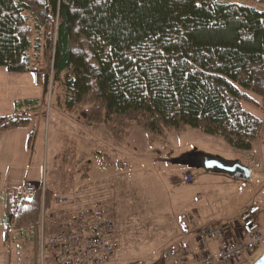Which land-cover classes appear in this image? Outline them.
<instances>
[{"label": "trees", "instance_id": "1", "mask_svg": "<svg viewBox=\"0 0 264 264\" xmlns=\"http://www.w3.org/2000/svg\"><path fill=\"white\" fill-rule=\"evenodd\" d=\"M43 63L63 89L64 109L106 125L118 141L132 121L154 137L196 128L242 152L262 134L263 121L243 103L249 93L264 99V12L245 4L0 0V67L36 73ZM39 108L38 100L17 102L15 114L0 117V133L29 128ZM19 193L0 188V226L5 241L13 229L30 241L32 264H41L54 192L39 183L33 198Z\"/></svg>", "mask_w": 264, "mask_h": 264}, {"label": "rangeland", "instance_id": "2", "mask_svg": "<svg viewBox=\"0 0 264 264\" xmlns=\"http://www.w3.org/2000/svg\"><path fill=\"white\" fill-rule=\"evenodd\" d=\"M226 1L264 12V4L255 0ZM41 70L36 73L42 99L30 127L13 130L10 135L0 133L3 195L9 189L19 191L28 179L39 181L47 191L78 199L79 207L103 202V192H120L115 196L121 203L119 210L114 205L107 207L116 223L117 243L109 264H170L173 261L169 262L166 251L182 238L174 224L194 233L208 226L212 219L239 222L243 212L252 206L262 209L259 218L264 232V125L259 140L248 152L236 151L224 139L192 127L171 131L164 137L149 136L136 121L129 123L126 139L118 141L106 125L87 124L79 114L67 112L62 87L53 81V74L44 63ZM249 94L252 100L243 103L245 110L264 123V99ZM31 133L34 139L28 147ZM195 154L238 162L251 170V177L236 179L180 164ZM185 174L192 175L194 181L187 183ZM141 188L149 191L138 194ZM4 207L3 203L1 215L5 213ZM110 209L117 211L113 215ZM68 212L72 210L53 206L44 214L42 240L53 233L56 222L68 218ZM147 213L152 214V221L142 222L139 216ZM13 230L7 242L6 228L0 227V264H32L35 246ZM170 239L176 240L169 242ZM147 248H154L153 254L144 253ZM263 253L264 249L249 264H254Z\"/></svg>", "mask_w": 264, "mask_h": 264}, {"label": "built area", "instance_id": "3", "mask_svg": "<svg viewBox=\"0 0 264 264\" xmlns=\"http://www.w3.org/2000/svg\"><path fill=\"white\" fill-rule=\"evenodd\" d=\"M186 182L194 177L186 175ZM38 185L26 181L19 193V200L33 198ZM44 194L47 192L43 186ZM76 200V201H75ZM53 206L72 212L57 224L53 233L42 240L41 264H109L117 250L115 220L98 202L79 207L78 199L53 194ZM261 207L246 209L239 222L219 223L214 220L197 234V245L202 254L192 264H249L264 249V233L259 216ZM44 228V216L42 222ZM186 242L170 246L168 259L174 261L180 251L188 250Z\"/></svg>", "mask_w": 264, "mask_h": 264}, {"label": "crops", "instance_id": "4", "mask_svg": "<svg viewBox=\"0 0 264 264\" xmlns=\"http://www.w3.org/2000/svg\"><path fill=\"white\" fill-rule=\"evenodd\" d=\"M41 99H42V91L40 90V88L38 86L36 73H13V72H9L4 67H0V117L15 114L17 102L35 101V100L40 101ZM33 113L34 112H31V115H33ZM11 132H13V131L4 132L3 134H9L10 135ZM121 175H126V173L121 174ZM186 175L187 174H185V177H186ZM26 181H33L36 183H40L37 180H29L28 179ZM26 181H24V182H26ZM101 187L100 188L103 189V185ZM0 188H1V184H0ZM94 188H96V187H94ZM141 189H140V192H138V194L145 195L149 191L148 189H146V190L145 189L141 190ZM107 190L109 191V189H107ZM125 191H126V189H125ZM119 193L120 192H118V194H117V192H115V194L113 195L112 193L107 194V191L103 192V194L105 195V198H106V199L105 198L103 199V202L108 204V205L105 208L103 206L104 205L103 202H101L100 204L105 208V211L111 217H112V215L109 212V210H107V207L109 209V206L112 207V205H114V208L116 206V208L119 210V207L121 204L120 200L115 199V196L119 195ZM124 194H126V193H124ZM110 210H112V212H114L113 215L117 211V210H113V209H110ZM261 214H262V211H261ZM261 214H260V216H261ZM150 215L152 216V214H150ZM150 215L147 213L146 215H144V216L142 215L139 217H140L142 222L148 223L149 221H152V218L150 217ZM212 220H214V219H212ZM211 221L209 223H211ZM214 221H216V220H214ZM259 221H260V225H261V229H262V223H261L260 218H259ZM216 222L225 224V222H223V221H216ZM227 223H231V222H227ZM177 226L180 229L179 230L180 233L178 234V236L182 237V238L179 239V241L176 242V244L186 242L189 245V249L185 250V251L184 250L180 251L178 258L170 264H192L195 260H197L201 256L200 254H202V252L200 251V248L197 245V234L200 230H196L194 233H192V232L187 233V231L180 228L179 225L174 224V227H177ZM0 227H4V226H0ZM192 236L194 237V239L193 240L189 239ZM174 240H176V239H170L169 242L174 241ZM151 242H153V241H151ZM153 247H154V244H153ZM153 249L154 248H150V249L147 248L144 250V253L150 252L153 254V251H154ZM169 262H171V260H169Z\"/></svg>", "mask_w": 264, "mask_h": 264}, {"label": "water", "instance_id": "5", "mask_svg": "<svg viewBox=\"0 0 264 264\" xmlns=\"http://www.w3.org/2000/svg\"><path fill=\"white\" fill-rule=\"evenodd\" d=\"M182 166H192L209 173H223L236 179H250L251 170L238 162H223L193 155L180 161ZM254 264H264V253Z\"/></svg>", "mask_w": 264, "mask_h": 264}]
</instances>
